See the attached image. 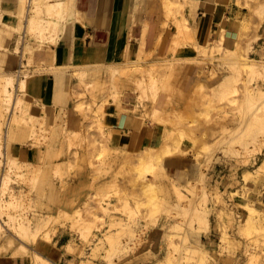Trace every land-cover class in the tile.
Wrapping results in <instances>:
<instances>
[{
	"label": "rangeland",
	"instance_id": "374dc122",
	"mask_svg": "<svg viewBox=\"0 0 264 264\" xmlns=\"http://www.w3.org/2000/svg\"><path fill=\"white\" fill-rule=\"evenodd\" d=\"M236 2L241 8L243 6L247 7V12L237 21V23H240L241 19H243L241 27L237 26L239 32L237 40L230 42L228 45L224 43L226 51L221 49L215 52L214 58L209 59L201 52L191 49L196 42L194 35H191V37H177L178 25L176 19L172 15L168 16L165 13L162 2L161 7L153 8L158 13L159 25L164 20L168 24L167 39L173 32L174 39L169 47L166 40L165 45L158 47L157 50H154L153 46L148 48L151 53L144 54L143 59L135 57V61H131L135 65H142L136 66L138 71L130 90L138 93L140 101L149 103L151 111L138 113L145 118H151L156 122L159 129V132L154 134L153 142L150 144L154 147V150L147 161L152 162L157 167L163 164H166L167 167L163 168L165 183L157 180L159 186L155 192L145 189L141 182L140 176L144 172L142 164L136 163L131 158L118 162L109 158L112 153L121 154L120 150H115L110 141L107 142L108 138L104 135L105 131H112L106 120L107 106L111 103L118 104V95H120L122 90L119 83L112 82L113 75L111 70H113V67L107 68L105 71L102 69L94 79L89 76L84 75L83 77L80 74H75L70 84L68 83L70 86L73 85V90L76 91L77 89V93L74 92L73 94L75 99L84 102L83 111H88L87 116L84 117L83 111L76 110L81 114L82 121L79 126L70 123V126L74 127L75 131L82 132L86 136L82 141H79L81 145L74 146V149L78 148L80 151L85 152L87 157L98 163L93 156L99 149V140H104L109 146L106 150L107 162L98 169L83 165V174L77 175L72 170L69 172L65 165L60 167L58 176L63 180H72L76 187V191L66 195L65 198L69 201V204H75L82 197L81 192L94 193L95 197L100 196V194L96 195V192H104L103 197L111 202L115 217L107 215V213L96 207V211L89 212L84 203L80 205L81 213L90 219L94 217V212L97 215H101L96 228L97 231H95L98 234L101 235L107 229H113L121 233L123 241L130 243L123 250L112 253L108 260H105L106 258L103 259V256L94 257L95 262H105V264H177L179 261L174 256H179L180 254L179 250L176 249L180 243V235L184 231L185 233L189 232L191 228L190 222L194 219V208L199 204L214 206V212L209 215L207 222H198L196 218L193 222L197 227L201 226V230H203L201 232H204L205 245L210 247V252L206 254L203 262L198 259H191V263L236 264L234 258L219 256L214 250L222 233L220 230L212 231L211 226L221 219V198L224 197L235 211L238 210L233 203V197H229L228 191L239 192L238 189L240 188L246 194L248 187L251 185L250 183L259 180V177L248 182L242 180V176L248 169L257 167L263 156L264 144L255 146L250 143L254 149L249 155L250 157L248 159L245 158L244 145L254 139V134L244 133L249 113H243L240 106L244 104L246 99V87H250L254 91L257 89L264 91V76L252 74L246 70L242 71L243 69L238 73V71L227 66V64L225 66L223 55L226 53L230 54L231 50L229 49L236 48L237 45L242 52H248L259 63H264V0H237ZM10 13L8 19L11 22L14 17ZM42 14L43 16H48L45 12H42ZM72 21L74 22L75 19L73 18ZM61 33V29L51 28L46 30L48 38L45 40L48 43H54ZM38 35L39 32L37 30L29 33V36L34 40L40 39ZM176 39L181 42L179 45H176ZM202 44H209V41ZM46 58L53 59L52 56ZM46 58L41 55H35L30 59L27 57L23 59L27 63L24 66L25 62L23 61V68L35 72L34 75L37 76L42 72L41 70L47 68L43 65V61ZM198 59L200 62L197 61ZM73 64L77 65L76 67L79 69L87 67L85 61L81 64ZM115 64L119 65V62L111 63L112 66ZM74 65L70 64L67 67L73 70ZM103 65L104 63H101L98 66ZM259 67L261 70L264 69L262 66ZM161 73L169 84L168 86L172 89L166 92L168 96L167 102L169 101L170 103L158 106L153 102V96L162 89ZM228 73L232 78L228 82L227 92L221 96L210 95L211 91L207 87L208 83ZM154 75L156 77L155 81L152 79ZM253 76L254 78H251ZM114 77L118 78L115 75ZM200 79L203 81L202 88L196 86V81ZM30 82H28L26 99L32 103L30 109L35 114H39L40 112L35 108V103L43 100H39L38 98L41 97L33 95L29 88ZM263 99L264 96L258 94L255 103L258 104ZM51 113L49 112V114ZM98 118H101L102 121ZM182 128L186 130V137L181 140L180 130ZM255 135L258 138H264V124L255 132ZM200 138L211 147V151L208 154H206L207 151L204 148L194 146V141ZM93 141L96 143L95 146L91 144ZM25 148L28 150L30 145H25ZM120 148L124 147L121 146ZM125 148L129 149V147ZM166 148H171L175 151L172 156H165ZM179 148H187L189 152L181 153ZM93 153L94 155H92ZM171 158L173 159V165L168 166L170 163L168 161ZM197 158L201 161L199 169L195 165ZM188 170L191 174H186ZM12 177V184H23L27 190L30 189L28 186L31 183L35 184V186L38 183V178L33 182V180H27V175L20 176V174L15 172H12ZM171 177L176 178L174 183H178L183 188L182 198H179L176 194L174 186L170 182ZM187 178H189V184ZM105 180H107V184H104L101 188V182ZM30 195L34 196V190L30 192ZM27 201L26 197L24 199L25 207H27ZM95 205H97L96 201ZM66 207H68L66 204L61 203L57 218L52 222L53 225L56 226L60 234L67 235L71 233L75 240L80 241V246H84L86 243V247L89 249L95 236L90 235L88 236L89 238H86L78 226L74 225L72 227V218L65 214ZM43 210L45 211V216L48 217L49 213L46 211V205ZM113 218L117 219L115 223H113ZM128 224H132L138 233L136 234L139 238L136 236L135 241L122 234L125 231L124 227ZM226 226L229 234L237 237L243 243L244 236L239 230L238 219H234ZM254 239L253 244L241 245L239 248L238 257L242 264H264V235L255 232ZM168 252L173 255V261L162 263L157 259ZM253 252H259L260 256L257 258ZM24 257L27 260L23 264H33L31 257ZM52 259H54L52 260L54 263L47 261V264H76L80 261V258L76 257L73 250L63 240L59 242L57 257H52ZM6 261L10 260H2L0 258V263ZM37 264H44V262L39 260Z\"/></svg>",
	"mask_w": 264,
	"mask_h": 264
},
{
	"label": "bare ground",
	"instance_id": "6f19581e",
	"mask_svg": "<svg viewBox=\"0 0 264 264\" xmlns=\"http://www.w3.org/2000/svg\"><path fill=\"white\" fill-rule=\"evenodd\" d=\"M74 2L75 0H19L9 8H6L7 6H4L0 2V258L2 260H12L16 264H23L27 260L24 256L31 257L33 264H37L39 260H43L44 264H47V261L53 262L52 260L54 259L52 257H57L59 242L62 240L73 250L76 257L80 258V261L76 264H105V262H95L94 257L103 256V259L106 258L105 260H108L112 253L123 250L130 244L121 239L119 231L107 229L101 235L95 232L97 231L96 228L101 215H97L94 212V217L90 219L81 213L80 205L84 203L89 212L96 211V207L107 213V215L115 217L111 202L103 197L104 192H96V195L100 194L99 197H95L94 193L92 194L91 192H81L82 197L79 201L75 204H69L65 196L75 192L76 187L72 180H63L58 176L62 165H65L69 172L72 170L74 174L79 175L84 172L83 165L98 169L107 162L106 150L109 145L104 140H99V149L95 155L94 153L92 154L98 163L87 157L85 152L80 151L78 148L74 149V146L80 144L79 141H82L86 137L82 132L75 131L74 127L70 126L69 121L68 107L70 105H73L75 110H84V102L78 101L73 96L77 89L75 91L73 90V85H69L75 74H80L83 77L84 75L89 76L94 79L97 73L102 71L104 67H113V70H111L113 75L112 82L119 83L122 87L120 95H118V108L137 114L142 111L145 113L151 111L149 103L140 101L139 95L135 109H128L123 105V97L127 91H131V84L135 81L134 77H136L138 71L136 66L142 65L131 63L129 46L125 49L122 62L119 65L104 64L103 66H98L101 63L87 64V67H83L80 70L76 67L77 65L72 63V43L69 41L65 46L62 39L64 35L67 36V34L72 33L74 27L73 18L81 20L83 17L81 11L76 8L77 6L75 7L76 4ZM161 2L165 13L168 16L172 15L176 19L178 25L177 37L193 36L194 31L189 20L194 19L195 2L193 0H161ZM8 11L14 17L11 22L8 19ZM42 12H45L48 16H43ZM147 23L146 19L145 30ZM51 28L62 30L60 37L55 39L54 43H48L45 40L48 38L46 30H50ZM33 30L39 32L38 37L40 39L34 40L29 36V33ZM167 32L168 24L164 20L160 22L158 27L156 41L152 47L154 50L165 45ZM175 41L176 45L181 43L177 39ZM224 42L223 36L220 39L209 42V44H202L196 40L195 46L191 47V49L201 52L208 59L214 58L215 52L221 49H225L226 51ZM229 50H231L230 54L226 53L223 55L225 66L227 64V66L234 68L238 73L243 69L242 71L246 70L252 74L264 76V69L261 70L259 67L262 66L264 68V63H259L250 53L242 52L237 45L236 48ZM43 51H46L48 56L50 54L54 59L53 65L44 69L55 75L53 87L54 105L51 114L47 112L46 101L44 102L43 98H38L39 100H43L41 101L39 114H35L30 109L32 103L26 99L28 82L33 81L36 76L34 75L35 72L23 68L22 64L25 62L23 59L27 57L29 59L33 58L35 55L42 56ZM136 52L138 59H143L144 54L151 53L150 49L145 48L144 41L140 42ZM197 61L200 62L199 59ZM25 64L27 65L26 62L24 66ZM70 64L74 65L73 70L68 69L67 66ZM172 64L174 63L172 62ZM44 70L41 71L43 72ZM114 75L118 78H115ZM164 75L166 76V74ZM232 76L234 77L233 74ZM155 78L154 75L152 79L155 81ZM231 78V75L228 73L219 79L209 82L207 87L211 91L210 95H224L227 92V88L229 87L228 82ZM251 78H254V76ZM161 81L162 89L157 91L153 96L154 103H156V99L162 92L166 93L172 89L168 86L169 84L163 75ZM202 82L201 79L196 81V86L202 88ZM258 94L264 96V91L260 89L254 91L250 87H246V99L244 104L240 106L243 113H249L244 133L254 134V139L244 145L246 159L250 157L249 155L254 149L250 143L255 146H262L264 144V138L255 137L257 136L255 132L264 124V99L262 102L256 104L255 100ZM167 103L170 102L168 101ZM87 114L88 111H83L84 117ZM98 119L102 121L101 118ZM104 135L107 136V142L110 141L115 150L121 151V154L112 153L109 156L110 160L118 162L131 158L136 163L143 165L144 172L140 176V179L145 189L155 192L159 186L157 180L165 183L163 168H166L167 165L163 164L157 167L152 162L147 161L154 150V147L150 145L153 142L154 136L152 141L145 146H137L136 149L129 148V150L125 148V145H114L112 143L113 134L111 130L105 131ZM185 137L186 130L182 128L180 130V138L182 140ZM27 144L30 145L28 150L25 148ZM91 144L95 146L96 143L93 141ZM121 146L124 148H120ZM194 146L204 148L207 151L206 154L211 151V147L201 138L194 141ZM179 151L181 153L189 152L187 148H179ZM174 152L173 149L166 148L165 156H172ZM251 156L253 157V155ZM172 160L171 158L168 161L170 162L168 166L173 165ZM200 163V159L197 158L195 165L198 169ZM12 172L20 174V176L27 175V180H33V182L38 178V183L36 186L31 183L28 186L30 188L28 190L23 184H12ZM186 174H191V172L188 170ZM262 176L264 177V151L257 167L255 169H248L242 176V180L248 182L258 177L260 179ZM187 179L189 184V178ZM175 181L176 178L171 177L170 182L174 186L176 194L179 198H182L183 188L178 183H174ZM101 183L102 188L104 184H107V180ZM32 190H34V196L30 195ZM237 192L234 190L228 191L229 197L232 198ZM26 197L28 200L27 207L24 206V199ZM95 201L97 205H95ZM61 203L68 206L66 207L67 210L65 209V214L72 218V227L74 225L78 226L86 238H89L88 236L90 235L95 236L89 249L86 247V243L84 246H80V241L75 240L71 233L67 235L60 234L56 226L53 225L52 222L57 218ZM220 203L222 204V216L220 220L211 226V230H220L222 235L218 239V245L214 250L219 256L234 258L236 264H242L238 257L241 245L253 244L255 232L264 235V211L247 202L244 204L234 203L238 209L235 211L224 197L220 199ZM45 205L47 207L46 211L49 213L48 217L45 216V211L43 210ZM213 212L214 206L198 204L194 208L193 218H196L198 222H207L209 215ZM194 219L190 222L191 228L189 232L185 233L184 231L180 235V243L176 248L180 254L179 256H174L179 261L177 264H185V262L186 264H192L191 259H198L203 262L206 254L210 252V247L205 245L203 239L204 232H201L203 231L201 230V226L197 227L193 224ZM234 219H238L239 221L238 227L244 236L243 243L237 237L231 236L226 229V225ZM116 220L113 218V223ZM124 229L125 231L122 234L126 235L130 240L135 241L138 233L132 224H128ZM137 238L139 237L137 236ZM253 254L257 258L260 256L259 252H253ZM50 256L52 257L50 258ZM174 258L168 252L157 259L162 263H168L173 261Z\"/></svg>",
	"mask_w": 264,
	"mask_h": 264
},
{
	"label": "crops",
	"instance_id": "0c3cea01",
	"mask_svg": "<svg viewBox=\"0 0 264 264\" xmlns=\"http://www.w3.org/2000/svg\"><path fill=\"white\" fill-rule=\"evenodd\" d=\"M18 1L0 0L4 6H7L6 8L13 6ZM193 1L195 2V16L189 23L197 41L205 43L223 36L224 43L228 45L237 40L239 34L237 26L241 27L243 19L240 23L237 21L247 12L246 6L241 8L237 4V0ZM74 3L83 17L81 20L75 19L72 33L64 35L62 39L65 46L69 41L72 43V63L81 64L85 61L89 65L99 63L108 65L115 62L121 64L127 46L130 51V61H133L137 57L136 50L141 41L145 42L146 48L153 46L156 41L159 20L158 13L153 8L161 7L160 0H75ZM146 19L148 23L145 30ZM173 37L174 32L167 39L168 47L173 41ZM42 57H48L46 51H43ZM53 62V59L46 58L43 65L49 67ZM106 69L107 67L103 68L104 71ZM54 83L55 75L49 71L39 73L29 83L33 95L43 98L44 102L46 101L47 112L53 110ZM137 98V92L127 91L123 97V105L128 109H135ZM167 99V94L162 92L158 96L156 104L163 106ZM35 108L40 111L41 102L35 103ZM68 110L70 123L79 126L82 121L81 114L71 105ZM142 117L139 113L120 110L115 103L108 105L106 120L112 129L113 143L133 149L150 143L159 129L151 118ZM250 184L246 194L242 192V189H238L239 192L233 196V203H252L256 208L264 211V177L262 176ZM0 264L16 263L10 260Z\"/></svg>",
	"mask_w": 264,
	"mask_h": 264
}]
</instances>
